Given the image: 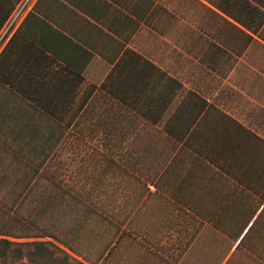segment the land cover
I'll return each mask as SVG.
<instances>
[{"label":"crops","instance_id":"1","mask_svg":"<svg viewBox=\"0 0 264 264\" xmlns=\"http://www.w3.org/2000/svg\"><path fill=\"white\" fill-rule=\"evenodd\" d=\"M36 131L107 166L125 264H264V0H34L0 133Z\"/></svg>","mask_w":264,"mask_h":264},{"label":"trees","instance_id":"2","mask_svg":"<svg viewBox=\"0 0 264 264\" xmlns=\"http://www.w3.org/2000/svg\"><path fill=\"white\" fill-rule=\"evenodd\" d=\"M62 135L43 131L0 133V217L10 221L0 229V237L49 238L74 255L88 259L82 249L92 248L97 238L95 220L108 228V183L103 175L107 166L82 164L81 171L88 169V175H82L81 181L69 177L68 165L56 159L62 148ZM93 171L97 175L93 176ZM113 230L111 239L103 237L97 264L107 262L116 251L118 241H112L122 230ZM11 244L0 239V257L6 255ZM25 258L39 264L54 263L40 242Z\"/></svg>","mask_w":264,"mask_h":264},{"label":"rangeland","instance_id":"3","mask_svg":"<svg viewBox=\"0 0 264 264\" xmlns=\"http://www.w3.org/2000/svg\"><path fill=\"white\" fill-rule=\"evenodd\" d=\"M56 159L59 160L60 163L68 165V169H66L67 174L69 177L74 176L75 180L78 179V181H81L82 175H88L90 172L88 169H85L84 172L80 169V166L83 164L82 162L86 159L85 154L82 155L81 150L77 151L75 148H61ZM61 174L64 175L65 171H62ZM9 223L10 221L6 220L5 222L4 219L0 217V229L8 226ZM94 225L97 231V238L93 241L92 248L83 247L82 249L83 253L87 254L88 259L74 255L63 246L49 238L11 239L7 237H0V239H6L12 243L6 255L4 257H0V264H39L30 262L25 258L26 253L28 251H33L34 244L38 242L42 243L43 247L46 248L53 257L54 263L51 264H97L95 261L100 248L99 246L104 241L103 237L106 238L108 236V238L111 239L114 230L111 227L105 229L103 223L99 220H95ZM132 252L133 246L125 244L122 237V239L117 242L116 251L107 260V262H104V264H125V259H130ZM134 254L139 255L138 252H135ZM86 260H88V262ZM191 262L192 264H196L195 260H192ZM216 263L217 261H212V264Z\"/></svg>","mask_w":264,"mask_h":264},{"label":"built area","instance_id":"4","mask_svg":"<svg viewBox=\"0 0 264 264\" xmlns=\"http://www.w3.org/2000/svg\"><path fill=\"white\" fill-rule=\"evenodd\" d=\"M34 0H21L12 11L9 19L0 29V52L19 25L23 16L30 9Z\"/></svg>","mask_w":264,"mask_h":264}]
</instances>
